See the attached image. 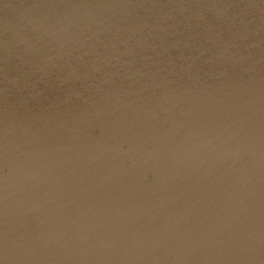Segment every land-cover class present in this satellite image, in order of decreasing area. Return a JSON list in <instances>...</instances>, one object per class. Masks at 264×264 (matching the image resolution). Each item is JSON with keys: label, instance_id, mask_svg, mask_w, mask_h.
<instances>
[{"label": "water", "instance_id": "95a60500", "mask_svg": "<svg viewBox=\"0 0 264 264\" xmlns=\"http://www.w3.org/2000/svg\"><path fill=\"white\" fill-rule=\"evenodd\" d=\"M0 264H264V0H0Z\"/></svg>", "mask_w": 264, "mask_h": 264}]
</instances>
